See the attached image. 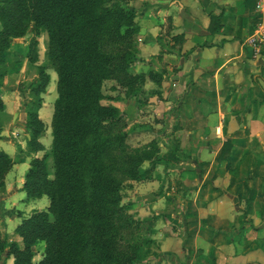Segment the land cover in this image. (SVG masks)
<instances>
[{
	"label": "crops",
	"instance_id": "obj_1",
	"mask_svg": "<svg viewBox=\"0 0 264 264\" xmlns=\"http://www.w3.org/2000/svg\"><path fill=\"white\" fill-rule=\"evenodd\" d=\"M125 2L139 26L132 72L163 75L147 78L136 98L111 101L131 137L160 149L124 198L153 241L138 264H264L253 229L241 236L235 227L239 195L248 188L255 201L264 183V74L244 44L256 0ZM155 118L163 129L151 128L161 126ZM255 228L258 239L264 225Z\"/></svg>",
	"mask_w": 264,
	"mask_h": 264
},
{
	"label": "trees",
	"instance_id": "obj_2",
	"mask_svg": "<svg viewBox=\"0 0 264 264\" xmlns=\"http://www.w3.org/2000/svg\"><path fill=\"white\" fill-rule=\"evenodd\" d=\"M136 16L125 0H0V140L6 53L13 39L31 31L27 57L37 64L39 39L46 35V57L57 73L58 92L51 122L53 172L48 155L33 156L23 185L28 199L47 196L49 206L22 218L15 230L21 244L0 236V252L7 250L12 264H136L150 255L153 241L137 237L124 188L140 178L159 143L131 148L125 114L103 103L110 98L106 80L119 81L131 96L147 78L163 79L154 71L131 70L138 52ZM37 69L27 104L29 155L45 149L40 110L51 76L46 65L37 64ZM13 164L0 148V188ZM42 242L45 253L36 262L33 248ZM141 245H146L144 253Z\"/></svg>",
	"mask_w": 264,
	"mask_h": 264
},
{
	"label": "rangeland",
	"instance_id": "obj_3",
	"mask_svg": "<svg viewBox=\"0 0 264 264\" xmlns=\"http://www.w3.org/2000/svg\"><path fill=\"white\" fill-rule=\"evenodd\" d=\"M31 36L32 33L29 31L26 36L12 40V45L6 53L8 73L4 81V86L2 87V98L4 100L5 110L3 115V138L0 140V148L4 149L11 155L14 164L6 177L5 186L0 188V236L9 242L16 241L20 244L22 242L21 238L17 235L15 230L22 218L31 215L35 210L46 209L49 206V198L47 196L39 199H28L26 194H23L25 192L23 185L26 173L30 168V160L33 156L48 155L47 162L49 164L50 171L53 172V158L51 156V122L54 112V103L58 97L57 73L46 57L47 37L46 35H43L39 39L40 58L37 64L46 65L51 76L47 92L43 95L44 104L40 110V117L46 123V130L40 136V140L45 149L38 153H32V155H29L27 146L28 130L26 127L27 104L31 100L29 96L30 86L37 80L38 77L37 64L31 63L27 57L28 43ZM104 90L110 97L109 99L103 101L104 104H111V101L117 99L120 100V98L123 97L136 98V96H138L137 94H132L130 96L127 89L115 79L106 80L104 83ZM157 93L160 97H162V91H158ZM155 119L157 122H155L154 125L159 123L161 126L159 128H154V126L151 125L153 130L163 129L162 124H167L165 120L161 118ZM158 121H163L164 123H160ZM148 124L150 125L151 123L148 122ZM141 143L142 142H138L137 139L130 137L131 148L143 147L150 142L145 144ZM251 156L252 155L247 154L242 159L245 162H250ZM241 174V181H248L250 179L248 171H241ZM129 184L130 181L125 183L124 197L125 195H129ZM246 189L247 190L244 196L239 195L240 203L238 206L240 213L236 217L237 222L235 227H239L242 230L241 236L245 235L244 231L247 228H252L253 232L251 231V239H254L253 242H255L257 246L260 245L264 251V235L258 236L259 238L257 239V229L255 228L258 227L260 223L264 225V183H258V185L253 188V193H257L258 195L255 201L251 199V190H248V188ZM127 202L125 201L126 205ZM235 210L238 211V209ZM127 213L131 215L130 217L133 220V225L137 227V237L149 239L150 236L148 235L146 224L144 223L143 225L141 221L135 220L134 214L131 212L127 211ZM250 237H246V239L248 240ZM141 247L142 252L144 253L146 245H141ZM33 250L35 254L34 259L38 262L44 256L45 243H39L33 248ZM13 260V256H10L7 250L0 252V264H12Z\"/></svg>",
	"mask_w": 264,
	"mask_h": 264
},
{
	"label": "built area",
	"instance_id": "obj_4",
	"mask_svg": "<svg viewBox=\"0 0 264 264\" xmlns=\"http://www.w3.org/2000/svg\"><path fill=\"white\" fill-rule=\"evenodd\" d=\"M256 17V25L252 32L244 38V44L251 49L264 74V0H256Z\"/></svg>",
	"mask_w": 264,
	"mask_h": 264
},
{
	"label": "water",
	"instance_id": "obj_5",
	"mask_svg": "<svg viewBox=\"0 0 264 264\" xmlns=\"http://www.w3.org/2000/svg\"><path fill=\"white\" fill-rule=\"evenodd\" d=\"M156 98V97H155Z\"/></svg>",
	"mask_w": 264,
	"mask_h": 264
}]
</instances>
